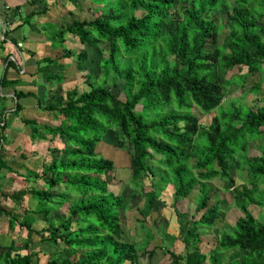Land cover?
Masks as SVG:
<instances>
[{
	"label": "trees",
	"instance_id": "16d2710c",
	"mask_svg": "<svg viewBox=\"0 0 264 264\" xmlns=\"http://www.w3.org/2000/svg\"><path fill=\"white\" fill-rule=\"evenodd\" d=\"M180 1L183 7L178 0H94L97 7L93 19H75L52 35L54 40L62 37V44L68 34L75 35L87 48L105 42L110 50H102L101 76L88 72L84 77L87 87L82 88L63 87L66 78L52 71V57L38 61V73L43 74L44 81L56 80L61 85L65 101L56 100L59 91L41 102L57 124H41L29 118L23 122L29 125L32 137L51 142V152L60 150L52 144L58 137L66 140L62 157L44 164L40 173L25 176L28 182L42 179L44 187L30 186L9 194L0 189L3 197L10 196L21 205L15 210L0 201V215L8 218L11 230L20 226L27 231L26 238L14 239L8 246L0 243V264H137L140 254L136 245L120 239V210L128 206L126 198L109 187L115 178L114 161L97 151L110 130L121 144L130 146L132 183L142 187L150 208L169 185L174 187L175 206L199 183L197 214L183 236L187 253L170 251L171 264H220V254L231 250L237 255L227 264H264V222L249 207L264 206V149L246 155L242 162L238 158L249 139L264 136V99L252 107L234 101L228 109L222 105L226 88L237 75L227 77L229 71L245 74L264 66V25H260L264 0ZM30 4L35 9L23 18V24H34L35 15L48 11L47 0H31ZM221 11L229 12L232 29L220 43L225 24L213 15ZM89 54L88 49L77 52L66 47L62 56L75 57L82 65ZM120 78L124 79L125 100L109 88ZM17 82L7 79L6 74L0 78V85ZM24 96V92H16L18 112ZM196 112L210 113V124H202ZM230 164L246 172L245 183H237ZM0 169L14 171L4 160L3 151ZM159 174V181L153 182ZM218 177L225 178L226 190L244 215L231 230L220 234L210 253H205L200 228L212 227L221 217L219 201L209 203L208 182ZM148 178L152 187L144 191ZM26 195L41 207H25ZM67 201V217L57 225L49 222L47 228H35L30 216L34 220L38 214L49 216L52 207L48 205ZM140 211L143 223L146 216ZM33 235L52 244L63 242L65 253L50 252L45 263L38 251L23 253ZM146 238L151 244L154 234L150 229ZM142 250V256L155 254V247ZM78 251H82L81 257L73 256Z\"/></svg>",
	"mask_w": 264,
	"mask_h": 264
},
{
	"label": "rangeland",
	"instance_id": "374dc122",
	"mask_svg": "<svg viewBox=\"0 0 264 264\" xmlns=\"http://www.w3.org/2000/svg\"><path fill=\"white\" fill-rule=\"evenodd\" d=\"M31 0H27L26 3L29 7H33L30 4ZM179 7H183L184 3L178 0ZM48 11L41 18L42 23H38L37 25L42 31H45L44 38L53 41V34H56L60 28L66 27L71 24L75 19H93L94 13L96 12V4L94 0H47ZM178 7V6H177ZM175 8V10L177 9ZM229 12H218L213 16L217 18V20L221 24H225V28H223L219 34V42L221 43L223 39L228 35V33L232 29V25L228 19ZM181 13L179 9L177 11V16ZM18 16L25 17L26 12L21 7ZM35 20V19H34ZM34 20L32 22H34ZM36 22V20H35ZM37 23V22H36ZM260 25H264V17L260 21ZM31 27L33 24H22L21 31L24 33L23 37H28L31 35ZM5 27L2 25V33L1 38H4ZM51 35V36H50ZM74 38H68L67 44L71 49H75L77 52L82 47H84L80 41V38L68 34ZM264 36V32H263ZM62 37H58L56 43H60L59 40ZM46 43V42H45ZM82 45V46H80ZM80 46V47H79ZM208 46L212 47V43L209 42ZM110 50L109 44L102 42L97 47H92L89 50V61L88 63L80 65L77 59L67 58V68L71 67V69L80 68V72L84 71H95L97 76H101L99 72V63L101 62L103 51ZM62 53L64 51L62 50ZM82 67V68H81ZM78 68V69H79ZM69 72V71H68ZM1 73V72H0ZM77 73V78L64 83V88H70L74 85H78L80 88L87 87V82L84 80L83 74ZM233 73H237L236 77L230 81V85L226 88V99L223 102V106L225 108H229L230 104L234 101L237 103H242L246 106L252 107L255 106L257 101L263 103L264 99V66L258 72H252L245 74H240L236 72V70L229 71L228 76L230 77ZM47 86H56L57 81L53 80L50 83H45ZM49 86V87H50ZM109 88L118 95L120 99L125 100L126 95L124 92V79L120 78L117 80L116 84H109ZM259 90V91H258ZM65 95L58 96L57 100H63ZM139 110L141 109V105L137 107ZM200 116V122L204 125H208L211 122L212 115L210 113L201 114L196 112ZM214 112L213 114H215ZM54 123H58V121H53ZM66 139L57 138L53 145L55 144L60 148L57 152H51L49 148H39L37 154L39 156H35L34 159L30 160L28 167L23 169L31 174L37 173V169L41 172L40 166L41 162L48 161L51 162L54 158H60L63 155L62 149L64 147V142ZM51 144V143H50ZM4 148V146H3ZM6 149H10L7 145ZM264 149V136L261 138H252L249 139L248 146L245 148V151L242 153H238V158H240L241 162L243 158L248 154H255ZM97 151L100 152L105 157L110 158L114 161L115 164V178L112 180L109 185L110 189L113 190L116 194L122 195L126 198V205L128 208H124L120 210V225L122 227V241H132L137 247V253L140 254L137 264H171L172 258L170 255V251H175L178 254L185 255L187 253L185 244L183 242L184 233L187 231L190 223L193 219V215L197 214V206L199 204V196H200V187L199 183L195 184L192 192L185 198L181 199L178 203H174V187L173 185H169L166 189L162 190L160 197H157L153 200L152 207H149L150 202H147V196L144 197V192L141 191L142 187L137 184L132 183V165H131V149L128 143L124 146L117 139V135L114 131H108L103 139L99 142ZM244 155V156H243ZM46 156V157H45ZM45 157V158H44ZM158 157V156H157ZM159 158V157H158ZM36 162L32 164V162ZM230 171L235 175V179L238 184L245 183L247 181L246 172H243L239 168L234 167L230 164ZM44 166V165H43ZM158 169H161V166L158 165ZM160 174L157 177H153L152 181H159ZM149 178L145 180L144 191H150L152 187V182ZM211 187V199L209 200L210 205L214 204L217 200L221 206V217L214 223V225L210 228L201 227L200 232L202 235V243L201 249L205 253H210L211 250L218 244V237L225 230H231L237 221V219L244 215L239 207L236 206L232 193L226 190L225 178L218 177L208 182ZM4 189L10 192L9 186L7 182H3ZM2 185V182L0 183ZM23 185V184H21ZM19 186V185H18ZM45 184L43 181H39L35 184V187H44ZM23 187V186H21ZM261 189H264V185H261ZM29 200L25 202V205L31 209H34L39 206L41 207V203L38 204L37 200L33 199L30 195H28ZM74 197V196H73ZM71 197V201L73 200ZM147 197V198H146ZM0 200L3 202L5 206L11 205L15 210H20V202L15 201L11 198H3ZM33 200V201H32ZM34 203V204H33ZM70 205V201L64 202L59 206H51L52 213L49 216H44L42 214H38L35 216V220L33 216H30L34 221V226L36 229H44L47 228L49 222L57 225L58 221L64 219L68 215V208ZM47 207V204L45 205ZM250 209L252 210L254 216L260 221L264 222V206L250 205ZM146 216L145 222L141 223L140 219L144 218L142 216V211ZM180 211L182 216L177 213ZM199 215H197L198 217ZM139 220V221H138ZM147 229L154 234V238L152 239L151 244L148 245L147 242ZM159 231V232H158ZM166 234H170L172 237H166ZM20 237L26 238L27 231L20 228V226H16L13 230L8 226L7 219L0 224V243L7 242L14 239H20ZM2 240V241H1ZM29 246L27 249L23 250V253H28L29 251H38L39 258L42 262H46L50 252H56L57 254H64V245L63 242L60 244H52L49 241L41 240L39 237L34 236L33 238H29L28 240ZM4 246H8V244H3ZM155 247V254L153 257H149L148 253L145 256H142L144 250L142 249H151ZM82 251H78L73 256L81 257ZM237 252L234 250L225 251L220 254V264H227L230 259L235 257ZM74 258V257H73ZM209 263V262H208ZM1 264H6L5 262H1ZM132 264V263H127Z\"/></svg>",
	"mask_w": 264,
	"mask_h": 264
},
{
	"label": "crops",
	"instance_id": "0c3cea01",
	"mask_svg": "<svg viewBox=\"0 0 264 264\" xmlns=\"http://www.w3.org/2000/svg\"><path fill=\"white\" fill-rule=\"evenodd\" d=\"M26 1L27 0H0V78L6 74L7 79L18 81L16 84L0 85V137H6V140L2 139L4 146L2 151L4 160L14 169V171L0 169V183L2 182L0 189L8 194L19 189L35 186L36 183L42 181L41 179L36 182H28L25 176L32 174L30 171L27 172L23 169L28 167L29 163H31L30 160L34 159L35 156H39V158L41 157L37 154L39 148L46 149L51 146V142L48 139L32 137L30 127L23 122V118L36 119L41 124H57L53 122H57V119H53L52 112L44 109L41 102L52 98L53 95L59 93V91L60 93L58 96H61V94L62 96L65 95L58 82L57 87L53 85H49V87L45 84L50 82L44 81L43 74L38 73V61L45 57H52L55 59V62L52 65V71L60 72V74L66 78L65 82L76 79L77 73L78 75L82 73H79V67V69H71V67H69L66 70V59L68 57L62 56V50L64 51L66 47L70 48L66 39L63 44L56 43L57 41L54 42L48 40L47 38H44V35H47L45 34V31H42L34 24L33 27H31V35L29 38L23 37L24 33L21 31V26L24 22V17L18 16V13L21 7L25 10L26 16L35 9L33 5V7H29ZM42 16L44 15H35L32 21L35 19L37 23L35 20L33 23H42L41 18H39ZM2 25L6 29L5 32H7L6 36L4 34L3 39L1 38ZM67 37L74 38L69 35ZM82 45L84 47L78 51L84 49L90 50V48H87L84 44ZM69 58L76 59L75 57ZM9 61H12L13 64H9ZM88 61L86 63H88ZM87 73L88 71H84L82 76L85 77ZM63 87H65L64 84ZM19 91L24 92L25 96L19 100L22 104V108L18 112L16 110V103L18 101L16 92ZM58 96L56 97V100L58 99ZM63 99H65V97H63ZM53 103H55L54 98ZM6 145L10 149H6ZM47 160L49 161L48 158ZM48 161H45V163L42 161L40 169L41 167L43 169L44 164L48 165ZM35 163V161L32 162V164ZM37 173H40L39 169H37ZM3 182L8 183L9 190L12 187L10 192H7L6 189L2 187L4 185ZM1 196V199L5 198L0 194V197ZM8 197L11 198L10 196ZM28 200L29 197L26 195L23 199V205L25 207H27L25 202ZM6 207L11 208V205H7ZM6 219L9 226V220L5 215H0V224ZM11 242L12 240L10 243L1 242V244L9 245Z\"/></svg>",
	"mask_w": 264,
	"mask_h": 264
},
{
	"label": "built area",
	"instance_id": "2783aa9c",
	"mask_svg": "<svg viewBox=\"0 0 264 264\" xmlns=\"http://www.w3.org/2000/svg\"><path fill=\"white\" fill-rule=\"evenodd\" d=\"M2 150H3V140L0 139V153L2 152Z\"/></svg>",
	"mask_w": 264,
	"mask_h": 264
}]
</instances>
